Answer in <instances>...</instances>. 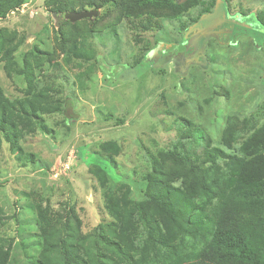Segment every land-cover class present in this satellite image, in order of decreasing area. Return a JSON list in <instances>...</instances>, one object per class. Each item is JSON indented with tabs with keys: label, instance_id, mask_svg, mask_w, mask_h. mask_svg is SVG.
<instances>
[{
	"label": "rangeland",
	"instance_id": "rangeland-1",
	"mask_svg": "<svg viewBox=\"0 0 264 264\" xmlns=\"http://www.w3.org/2000/svg\"><path fill=\"white\" fill-rule=\"evenodd\" d=\"M88 1L24 0L0 16V88L5 97L27 98L45 89L63 104L59 111L39 113L49 131L23 121L27 129L20 134L21 160L9 143L0 145V242L8 253L6 264H26L37 254L40 211L74 208L78 221L66 224L89 264H95L97 251L109 263L125 264L115 244L102 242V231L128 252H133L131 243L142 245L139 239L131 242L119 226L107 225L113 219L105 207L106 188L91 171L95 163L108 171L111 189L128 184L131 197L143 200L148 175L157 178L151 190L159 188V180L185 185L187 165L177 157L184 154L185 144L194 149L193 137H185L193 127L202 128L204 149L215 146L247 159L251 146L264 148V0H225L231 12L244 17L247 33L261 48L247 38L229 45L213 41L208 65L188 73L171 62L167 50L216 0H191L178 12L96 0L102 7L95 20L56 25L60 12L55 9L96 8ZM81 38L91 57L68 64L64 51ZM11 48H16L13 60L7 55ZM108 143L119 146L115 165L102 155ZM149 214L163 224L154 207Z\"/></svg>",
	"mask_w": 264,
	"mask_h": 264
},
{
	"label": "trees",
	"instance_id": "trees-1",
	"mask_svg": "<svg viewBox=\"0 0 264 264\" xmlns=\"http://www.w3.org/2000/svg\"><path fill=\"white\" fill-rule=\"evenodd\" d=\"M23 1L0 0V16ZM123 1L130 9L154 7L178 12L191 0L183 4L180 0ZM88 4L97 9L102 7L96 0H89ZM67 10L75 9H55L56 12ZM145 17L148 21L154 18ZM150 26L144 25L146 29ZM1 44L4 46L3 41ZM85 47L83 38L73 41L64 51V60L70 64L73 58L89 59L91 55ZM15 49L7 50L12 60ZM93 56L96 57L94 53ZM62 105L59 100L51 99L45 89L30 92L27 98L11 100L0 88V145L9 143L10 151L21 160L20 134L27 129L23 121H31L28 123L49 131L39 113L59 111ZM191 136L195 141L194 149L191 144H185L181 147L184 154L177 157L187 165L186 181L193 183L189 187L186 181L185 185L174 186L159 180V188L151 190L157 178L148 175L147 197L134 200L128 184L111 189L106 168L96 163L92 165V173L101 187L106 188L105 207L113 219L107 225L119 226L131 242L139 239L142 245L137 248L131 243L133 252H128L120 243L108 240L103 231L100 232L102 242L108 246L115 244L114 250L124 256L125 264H264V148L251 146V154L244 159L219 147L204 149L206 143L200 127H193L185 137L191 140ZM199 147H203L202 151L197 152ZM118 149L115 143H108L102 146V155L115 165L114 154ZM152 207L163 217V224L157 217L150 216ZM38 215L39 240L34 247L39 254L32 253L26 264H89L81 242L74 240L71 225L66 224L73 219L78 221L73 207L64 213L40 211ZM142 237L144 240L140 239ZM92 247L98 249L96 244ZM105 256L101 251L94 253L95 264H116L107 262ZM7 259L8 253L0 242V264H6Z\"/></svg>",
	"mask_w": 264,
	"mask_h": 264
},
{
	"label": "flooded vegetation",
	"instance_id": "flooded-vegetation-1",
	"mask_svg": "<svg viewBox=\"0 0 264 264\" xmlns=\"http://www.w3.org/2000/svg\"><path fill=\"white\" fill-rule=\"evenodd\" d=\"M223 1L226 18L222 20L218 26L213 30L205 32H200L198 30L192 31L186 38H184L186 30H188L190 26H192L202 15L213 11L216 4L215 2L211 10L205 9L200 11L187 26L182 39L172 43L169 50H167L172 57L171 62L182 72L188 73L196 67L203 68L202 64H206V60L208 61V64L210 61L209 51L211 50L213 41L220 45H229L237 44L241 42L243 38H247L254 42V46L257 47V49L262 47L256 44L255 38L247 33L248 27L243 25L244 17L240 13L231 12L225 3V0ZM222 30L224 31L222 32ZM213 32H215L217 36H210L208 38V34H212ZM199 38H206L205 42L201 44L198 40Z\"/></svg>",
	"mask_w": 264,
	"mask_h": 264
},
{
	"label": "water",
	"instance_id": "water-1",
	"mask_svg": "<svg viewBox=\"0 0 264 264\" xmlns=\"http://www.w3.org/2000/svg\"><path fill=\"white\" fill-rule=\"evenodd\" d=\"M184 0H180L179 2H183ZM100 13V10L97 8L93 9H85V10H67L60 14H56V25H60L61 20H67L70 22H76L79 20L87 19L89 21L95 20V18L98 17ZM226 18V12L224 7V1L223 0H217L215 7L212 12L206 13L202 15L192 26L189 27L188 30L185 32V37L188 36L189 33L192 31H200L205 32L209 30H213L216 26H218L222 20ZM224 30H222L223 32ZM210 36H217L215 32L212 34H208V38ZM206 39V38H205ZM205 39L199 38L198 40L202 43L205 42ZM202 64L203 67H206L207 64Z\"/></svg>",
	"mask_w": 264,
	"mask_h": 264
}]
</instances>
